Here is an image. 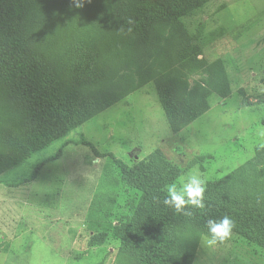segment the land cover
Segmentation results:
<instances>
[{
    "label": "rangeland",
    "instance_id": "374dc122",
    "mask_svg": "<svg viewBox=\"0 0 264 264\" xmlns=\"http://www.w3.org/2000/svg\"><path fill=\"white\" fill-rule=\"evenodd\" d=\"M138 1L39 0L15 29L22 68L0 32V155L42 123L21 93L33 82L38 108L80 124L0 176V264H65L56 250L139 264L130 224L147 192L120 161L169 184L206 179V208L175 226L170 264H264V0L134 20ZM224 215L233 236L209 248L206 221Z\"/></svg>",
    "mask_w": 264,
    "mask_h": 264
},
{
    "label": "trees",
    "instance_id": "16d2710c",
    "mask_svg": "<svg viewBox=\"0 0 264 264\" xmlns=\"http://www.w3.org/2000/svg\"><path fill=\"white\" fill-rule=\"evenodd\" d=\"M208 1L211 0H139L131 6L128 17L134 20L151 17L178 19L200 11ZM38 2L39 0H0V32L5 31L7 37V43L5 42L2 47L20 68L24 65L19 57L21 46L14 38L15 29L22 24L25 25V22L32 18V9ZM0 67H2L0 71H8L6 63L0 62ZM32 88L34 90L28 87L22 88L21 93L34 101L42 123L27 134L14 139L10 146V155L6 157L0 155V176L80 125L70 112L68 117H62L52 106L51 112H43L42 108H38V97L41 96L42 91L35 82ZM259 103L264 104V99ZM202 113L203 111L198 112V115ZM262 150L264 152V148ZM142 166L140 163L129 166L120 161L122 173L133 179V187L143 188L147 192L133 212V220L130 224V245L133 246L139 258V264H170L171 258L177 252L174 228L178 223L182 224L183 218L186 221V216L176 213L174 209L163 204L162 201L167 194L164 188L166 184H169L168 180ZM234 176L235 172L221 179L220 186L223 189L228 188V182ZM122 261L125 262L124 259Z\"/></svg>",
    "mask_w": 264,
    "mask_h": 264
},
{
    "label": "clouds",
    "instance_id": "9594fccd",
    "mask_svg": "<svg viewBox=\"0 0 264 264\" xmlns=\"http://www.w3.org/2000/svg\"><path fill=\"white\" fill-rule=\"evenodd\" d=\"M75 6L83 7V3L81 0H75ZM206 186V179L193 172L178 183L166 184L164 190L167 194L162 202L178 214L191 216L193 214L191 209L206 208ZM206 226L208 234L204 237L203 243L211 248L231 239L236 223L230 216L224 215L220 219H208Z\"/></svg>",
    "mask_w": 264,
    "mask_h": 264
},
{
    "label": "crops",
    "instance_id": "0c3cea01",
    "mask_svg": "<svg viewBox=\"0 0 264 264\" xmlns=\"http://www.w3.org/2000/svg\"><path fill=\"white\" fill-rule=\"evenodd\" d=\"M56 253L62 257L63 259V262L65 264H73V262H71L70 260V257H71V254L69 251H65L64 252L62 250H56Z\"/></svg>",
    "mask_w": 264,
    "mask_h": 264
}]
</instances>
